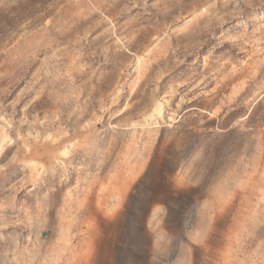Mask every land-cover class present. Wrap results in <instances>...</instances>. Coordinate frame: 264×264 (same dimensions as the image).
Instances as JSON below:
<instances>
[{
  "label": "rangeland",
  "instance_id": "1",
  "mask_svg": "<svg viewBox=\"0 0 264 264\" xmlns=\"http://www.w3.org/2000/svg\"><path fill=\"white\" fill-rule=\"evenodd\" d=\"M0 264H264V0H0Z\"/></svg>",
  "mask_w": 264,
  "mask_h": 264
}]
</instances>
